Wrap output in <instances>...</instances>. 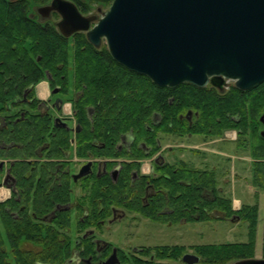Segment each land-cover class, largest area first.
Returning a JSON list of instances; mask_svg holds the SVG:
<instances>
[{
    "label": "trees",
    "instance_id": "16d2710c",
    "mask_svg": "<svg viewBox=\"0 0 264 264\" xmlns=\"http://www.w3.org/2000/svg\"><path fill=\"white\" fill-rule=\"evenodd\" d=\"M70 1L82 13L88 11L90 3L111 0ZM19 5L9 3L0 10V161L9 162L16 189L12 197L0 201V264L34 261L58 264L66 258L70 243L66 239L70 238L66 233L71 226L69 214L56 212L52 223H44L34 221L28 210L39 215L43 210H54L55 202L67 201L70 180L66 170L73 153L77 158H86L89 150L95 157L123 156L127 148L116 147L122 135L130 131L134 153L145 156L139 143L150 146L149 155L156 153L161 147V135L220 136L225 129H235L243 150L250 151L254 159L251 180L264 189V135L259 120L264 112V81L244 91L235 85L219 91L188 82L175 87L157 86L147 76L118 64L106 46L100 49L93 46L84 32L65 37L52 23L31 19L25 13L26 8L22 10ZM70 68L75 91L71 108L78 128L73 136L67 128L53 124L51 112L38 108L44 103L35 97L32 88L46 78L51 89L59 86L67 95ZM29 86L31 89L23 95L24 88ZM189 111L190 119L184 116ZM100 141L103 148L93 146V142ZM3 168L4 164L0 174ZM129 168L122 170L116 182L108 175L92 178L90 182L89 177L79 181L81 189L88 183L93 186V210L87 220H77L76 231L99 227L96 220L108 216L111 204L123 205L127 211L160 223L225 219L234 215L247 222L248 241L193 247L204 264H223L253 256L257 208L240 205L239 209H233L232 198L219 193L216 170L193 167L179 160L157 167L156 176H145L142 182L130 186ZM146 179L154 185L155 193L143 204L140 197ZM100 199L105 205V215L98 213L95 204ZM78 238L81 242L85 240ZM25 243L35 249L24 246ZM156 248L180 252L184 249L176 245ZM262 249L264 256V234Z\"/></svg>",
    "mask_w": 264,
    "mask_h": 264
},
{
    "label": "water",
    "instance_id": "95a60500",
    "mask_svg": "<svg viewBox=\"0 0 264 264\" xmlns=\"http://www.w3.org/2000/svg\"><path fill=\"white\" fill-rule=\"evenodd\" d=\"M52 10L63 36L82 31L95 47L103 39L113 60L157 86L210 82L221 89L233 80L244 91L264 81V0H112L99 18L82 14L70 0L38 7L43 16ZM259 120L264 135V112ZM89 164L74 178L88 173ZM185 256L190 264L198 260ZM232 264H264V257Z\"/></svg>",
    "mask_w": 264,
    "mask_h": 264
},
{
    "label": "flooded vegetation",
    "instance_id": "af4514ba",
    "mask_svg": "<svg viewBox=\"0 0 264 264\" xmlns=\"http://www.w3.org/2000/svg\"><path fill=\"white\" fill-rule=\"evenodd\" d=\"M50 1L40 6L48 5ZM9 3L11 4L19 3L20 4L19 7L22 10H24L27 5L25 0H0V10L1 11L4 10V8L7 7L6 5H8ZM38 7L36 8L35 14H31V15L29 14L28 16L31 19L36 20L38 22H50L58 30L56 26V20L60 18L59 14L56 11L52 10L46 16H43L38 11ZM228 81L229 80L226 81V84L221 89L211 84L210 82H208L206 85L202 87L210 86V87L215 88L216 90L222 91L225 88L229 89L230 86H228ZM38 85H37V89H38ZM32 88L34 90L35 97L40 99L37 96L36 84ZM30 89H31V86L24 88L22 92L23 95H25ZM60 89L61 88L59 86H57L55 89H51L49 85L50 93L48 95V98L46 100L40 99L43 101L44 104H40L38 108L45 109L49 111V113H50V110L54 111L55 113H52V112L50 113L52 116L53 124L55 126H63L67 128V130H69L70 132H74L75 128L72 125L70 126L67 120H64V118L65 119L70 118V117L73 118V115H72L73 113L71 114V116L66 114L68 113V110H69L68 104L65 105V109L67 111L65 112L63 111V104L65 101L62 97L64 96V94L60 91ZM74 92L75 91L73 90V88H70V87L68 88L69 94L73 95ZM38 93L40 96H43L40 94L39 89H38ZM58 99H62V103ZM171 101H172V98H170V102ZM92 111L93 110H91L90 108L89 112H92ZM184 116H188V119H190L191 112L189 115L187 114ZM56 117H59L61 121L65 122L66 124L63 125L60 120H55ZM153 117L155 118L154 115H152V119ZM179 117L182 118V115H179ZM230 130H235V129H225L222 135L227 137L228 136L227 132ZM131 134L132 132L130 131L127 134L122 135L121 140L117 144V147H116L117 150H121L123 147L127 148V152L123 156L121 155L119 157H106L105 155L100 154L99 157H95L92 155L91 150H89L88 156L84 158L85 162L81 164V166H79L77 170H71V164H72L71 160L72 159H68L70 163H68L67 165L66 172H68L69 174L68 178L70 180V187L68 191L67 201L55 202L54 210L52 211L43 210L44 212L42 211L41 213H39V215H36V214L33 215L32 212L28 210L27 212L28 215L34 221L44 222V223H52L53 219L56 217V212L64 211L67 214H69L71 226L70 228H68L66 233L70 236V238H66V239H68L70 243L65 253L66 258L58 264H103L104 262H107V261H110L111 262L110 264H190L188 263L186 256H185L187 253L198 257L197 262L193 264H204L202 263L201 254L196 249H194L193 247L194 245L190 247H185V245L175 243V244H157L154 246H137V247L132 246L129 248H120V247L112 245L110 242L101 238L99 236L100 230L102 229V226L106 222L110 223L114 220H119L120 218L124 217L126 213L128 212L127 209L124 208L123 205H119V204H111L109 206L108 216L100 217L96 220L97 224H99V227L90 226V227L85 228L82 232H79V233L78 231H75L76 234H78V236L72 237V234H73L72 224H74V228H75L77 220L79 221L87 220L90 217V214L93 210L92 198H91L92 197L91 191H92L93 186H90V184L88 183L86 188L81 189V186L79 185V181L82 180L83 177H86V178L89 177L90 178L89 182H90L92 178H98L100 176L108 175L113 182H116L119 180L122 170H124L125 167H130L129 172H128L129 181L131 183L130 186H134L135 185L134 183L142 182L141 180L145 176H151V177L156 176L157 167L164 166L165 164L171 165L172 162H170L168 157L164 155L165 152L162 154L161 150L169 151L171 150L172 146L170 145L165 146V147L162 146L163 148L160 147L159 151L149 155L148 153L150 152V146L142 144V142H140L139 145L140 147L143 148L145 156H137L133 151V145H132L133 136ZM234 137L235 136L231 137V139H233ZM224 139L226 138L224 137ZM159 144H160V139H159ZM93 146L103 148L104 143H102L101 141L98 143L93 142ZM226 155H228L229 159L231 160L230 158L231 155L230 154H226ZM87 162H90L89 172L86 173L85 175H82L81 177L74 178V175L77 174L79 172V169ZM173 163H176V162H173ZM3 164H4V168H3L2 173L0 174V188L4 187L3 189L5 190V192H0V201H4L12 197V195L16 192V189L14 187L15 179L11 175L10 169L8 168L9 162L3 163ZM144 167H147V169L145 170ZM212 168L216 170L215 166H213ZM40 171L41 170H38V172ZM75 186L80 188V193L78 194L75 193V190H74ZM97 188L105 189L106 187L98 186ZM142 192L143 194L140 197V200L142 201L143 204H147L149 200L152 198V195H154L155 193V187L152 183H150L149 179L145 180V185L142 188ZM95 204L98 209V213L101 212V214L105 215L106 214L105 205L103 204L102 200L101 199L98 200L97 202H95ZM23 210H24V207H21V211ZM11 213L15 214L14 211H12ZM233 218H234V215L228 217L227 219L232 220ZM182 221H185V220L180 219L176 223L182 222ZM164 223H171V222L165 221ZM74 228H73V231H74ZM79 236L85 239L84 242H81L80 238H78ZM174 245L183 247L184 249H182L180 252L179 250L161 249V248L157 249L156 248L157 246H174ZM234 261L235 260H233L229 264H232ZM35 263L53 264V263L44 262V261H34L31 264H35Z\"/></svg>",
    "mask_w": 264,
    "mask_h": 264
},
{
    "label": "rangeland",
    "instance_id": "374dc122",
    "mask_svg": "<svg viewBox=\"0 0 264 264\" xmlns=\"http://www.w3.org/2000/svg\"><path fill=\"white\" fill-rule=\"evenodd\" d=\"M50 0H25L27 15L35 14L36 8L42 4L48 3ZM112 1V0H111ZM109 3L93 2L89 4L87 12H82L84 15L94 14L96 18L102 16V12L106 10ZM54 21V20H53ZM57 21V20H56ZM70 41H73L69 37ZM106 46L102 39L101 44L97 47ZM72 66V60L70 61ZM69 86L72 88V68L69 72ZM47 81L46 78L42 79ZM40 80V81H42ZM234 82L228 81V86H232ZM227 90L225 88L222 91ZM70 93V92H69ZM62 96L64 101L63 108L65 111L66 104L69 105L68 114H72V94ZM50 112L55 113L50 110ZM70 112V113H69ZM69 125L74 128L76 124L73 118H64ZM262 126L260 127V129ZM228 136H211L206 137L201 134L193 135H161V147L172 146L171 150H161L162 154L168 157L170 162L185 160L191 166L199 168L216 167L219 193L224 197L237 198L240 205H255L257 208L256 218V234L255 245L253 250L254 258L263 256V234H264V189L258 188L251 180V162L253 157L247 149L243 150L242 142L236 135L235 130L227 132ZM73 136V132L71 133ZM235 136L233 139L231 137ZM224 137L226 139H224ZM237 137V138H236ZM250 138V137H249ZM162 147V148H163ZM230 154L229 159L228 155ZM71 170H77L81 164L85 162L84 158H77L73 153L71 157ZM7 160L4 159L3 163ZM146 170L147 167H144ZM75 193H80V188L74 187ZM238 203V200L235 201ZM237 206V205H235ZM237 208V207H236ZM72 224V237L76 234V227ZM1 230V226H0ZM248 225L246 221L234 216L230 219H215L193 222H178L160 223L152 221L135 212H127L126 215L119 220H114L110 223L106 222L100 230V237L110 242L112 245L120 248H129L132 246H154L157 244H182L185 247H190L197 244L209 243H225V242H246L249 239ZM24 246L34 248L31 244L25 243ZM35 249V248H34ZM248 257V258H251ZM233 261V260H232ZM232 261H227L223 264H229Z\"/></svg>",
    "mask_w": 264,
    "mask_h": 264
},
{
    "label": "crops",
    "instance_id": "0c3cea01",
    "mask_svg": "<svg viewBox=\"0 0 264 264\" xmlns=\"http://www.w3.org/2000/svg\"><path fill=\"white\" fill-rule=\"evenodd\" d=\"M41 82H45V84H46V86H47V90H48L47 93H46V95H44V96H40L39 93H38V89H37V85H38L39 83H41ZM38 84L36 85L37 96H38L40 99L46 100V99L48 98L49 93H50L48 80H47V81H43V80H42V81H39ZM64 106H65V105H64ZM63 111L65 112L64 108H63ZM3 188H4V187H3ZM232 200H233L234 205H235V201H236V200H238V203L240 204L239 199H237V198H232ZM234 207H236V206H234Z\"/></svg>",
    "mask_w": 264,
    "mask_h": 264
},
{
    "label": "bare ground",
    "instance_id": "6f19581e",
    "mask_svg": "<svg viewBox=\"0 0 264 264\" xmlns=\"http://www.w3.org/2000/svg\"><path fill=\"white\" fill-rule=\"evenodd\" d=\"M38 89H39V92L41 95H46L47 93V87H46V84L44 82H41L39 85H38ZM19 115V114H18ZM16 116V115H15ZM71 126V125H70ZM145 132V131H144ZM35 142V141H34ZM93 154V153H92ZM72 162V161H71ZM104 189V188H103ZM102 189V190H103ZM0 192H5V190L3 188H0ZM12 195V194H11ZM52 198V197H51ZM134 199V198H133ZM11 208V207H10ZM10 210V209H9ZM2 225V224H1ZM79 233V232H78ZM7 234V233H6ZM2 247V246H1Z\"/></svg>",
    "mask_w": 264,
    "mask_h": 264
},
{
    "label": "built area",
    "instance_id": "2783aa9c",
    "mask_svg": "<svg viewBox=\"0 0 264 264\" xmlns=\"http://www.w3.org/2000/svg\"><path fill=\"white\" fill-rule=\"evenodd\" d=\"M235 206V205H234ZM236 208V207H235Z\"/></svg>",
    "mask_w": 264,
    "mask_h": 264
}]
</instances>
